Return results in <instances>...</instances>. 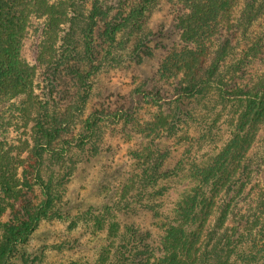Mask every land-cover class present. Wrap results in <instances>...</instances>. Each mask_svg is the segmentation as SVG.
<instances>
[{"label": "trees", "instance_id": "1", "mask_svg": "<svg viewBox=\"0 0 264 264\" xmlns=\"http://www.w3.org/2000/svg\"><path fill=\"white\" fill-rule=\"evenodd\" d=\"M161 1L173 5L182 41L166 52L156 71L160 77H181L176 106L167 121L157 117L143 129L144 145L130 156L139 190L159 189L162 196L171 184L160 188L158 181L179 177L181 199L162 223L160 243L150 230L108 221L95 259L71 264H264V182L258 181L261 164H254L251 154L264 135V72L244 84L248 56L228 71L222 65L263 14L264 0H247L235 17L239 0H0V127L16 128L24 121L32 126L25 155H14L20 139L11 145L0 139V218L8 212L0 219V264L36 258L30 253L24 259V249L42 221L64 211L61 193L76 171L74 156L96 150L90 145L97 130L93 116L75 133L66 118L77 120L85 110L104 65L137 66L153 58L156 34L145 27ZM31 20L33 56L26 59L21 42ZM261 41L252 45L255 52ZM210 98L232 110L225 121L228 132L221 134L214 121L201 137L213 145L210 151L184 162L186 149L162 171L170 153L166 142L191 119L185 107ZM60 106L65 109L58 114ZM54 166H62L60 180L52 170L44 179Z\"/></svg>", "mask_w": 264, "mask_h": 264}, {"label": "rangeland", "instance_id": "2", "mask_svg": "<svg viewBox=\"0 0 264 264\" xmlns=\"http://www.w3.org/2000/svg\"><path fill=\"white\" fill-rule=\"evenodd\" d=\"M246 1L239 0L233 17L238 16ZM159 7L150 15L145 27L147 31L156 34L150 44L155 47L153 58L137 66L125 63L112 69L104 65L94 78L93 90L85 110L77 120L66 118L68 128L75 133L82 129L88 116H93L97 130L90 145L95 147L96 152L85 149L83 154L79 151L74 156L76 171L69 182H63L61 193L65 209L60 216L42 221L35 229L24 249L23 258L30 253L36 258L32 262L28 259L27 264L91 263L96 257L98 245L103 244L106 223L113 220L121 225H133L141 232L150 230L155 243H160L163 239L165 226L162 223L177 205L183 192L177 180L179 177L172 181L167 178L158 181L160 188L171 184L170 190L162 192V196L157 194L159 189H155L156 193L149 188L139 190L137 180L133 179L137 164L130 156L144 145L143 129L153 124L157 117L167 121L171 115L169 111L176 106L173 102L176 97L175 89L181 77H160L156 71L166 52L182 45V41L180 31L174 27L172 20L173 5L161 1ZM30 23L21 42V55L26 59L33 56L35 21L31 20ZM257 40L262 41L258 44V52H255L252 45ZM237 42L233 53L231 52L232 56L229 55L222 63L223 69L228 71L236 62L242 65V59L248 56L251 61L245 65L244 84L250 83L252 76L264 72V12L247 31L246 37L239 38ZM215 103L216 100L212 98L203 105L189 101L191 107L185 109L190 111L191 119L179 126L176 139L166 142L170 153L162 171L172 168L186 149L189 153L183 158L184 162L201 156L204 151H210L213 145L206 144L207 139L202 140L201 137L202 132L205 133L214 121L217 122L216 126H221V134L228 132L225 121L231 118L232 110ZM64 109L65 106L58 107V114L64 112ZM31 127L26 121L16 128L11 125L0 127V139L4 138L1 144H16L20 139L22 144L16 147L14 155H25L30 145ZM177 141L178 146L175 145ZM57 151L61 152L59 148ZM251 154L253 163L261 164L262 171L258 181L264 182V135L254 144ZM61 167L60 170L59 166L49 168L44 172V179H47L52 170L54 180H60L64 174ZM127 182L126 191L121 195L122 184ZM36 192L39 199L40 193ZM6 211L5 217L3 215L0 218L1 221L7 217ZM127 212H130L129 215ZM113 230L115 235L119 231L115 226Z\"/></svg>", "mask_w": 264, "mask_h": 264}]
</instances>
